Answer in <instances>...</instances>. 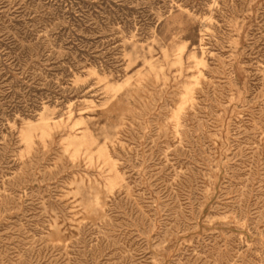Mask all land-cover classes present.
I'll return each instance as SVG.
<instances>
[{
    "label": "rangeland",
    "instance_id": "obj_1",
    "mask_svg": "<svg viewBox=\"0 0 264 264\" xmlns=\"http://www.w3.org/2000/svg\"><path fill=\"white\" fill-rule=\"evenodd\" d=\"M0 264H264V0H0Z\"/></svg>",
    "mask_w": 264,
    "mask_h": 264
}]
</instances>
